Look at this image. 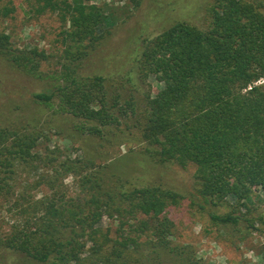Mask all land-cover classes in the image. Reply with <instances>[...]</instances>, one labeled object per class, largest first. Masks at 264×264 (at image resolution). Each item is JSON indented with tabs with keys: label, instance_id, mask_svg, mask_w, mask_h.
Listing matches in <instances>:
<instances>
[{
	"label": "trees",
	"instance_id": "1",
	"mask_svg": "<svg viewBox=\"0 0 264 264\" xmlns=\"http://www.w3.org/2000/svg\"><path fill=\"white\" fill-rule=\"evenodd\" d=\"M38 2V13L62 25L59 57L0 30V102L18 94L31 115L51 112L19 125L11 113L20 103L3 106L13 109L0 118V210L10 217L0 212V264H203L195 246L174 244L171 211L188 196L155 182L157 165L195 166L190 200L219 230H258L251 203L264 190V2L178 0L169 26L152 36L145 24L127 65L110 72L119 53L107 75L103 60L85 65L116 24L106 8ZM52 58L61 67L48 76L41 67ZM150 75L162 84L155 95ZM50 137L72 144L75 156L59 162L58 146L45 157L34 151ZM105 217L117 221L114 236L101 228Z\"/></svg>",
	"mask_w": 264,
	"mask_h": 264
},
{
	"label": "rangeland",
	"instance_id": "2",
	"mask_svg": "<svg viewBox=\"0 0 264 264\" xmlns=\"http://www.w3.org/2000/svg\"><path fill=\"white\" fill-rule=\"evenodd\" d=\"M177 1L143 0V3L135 8V1L131 0H94V2L106 8V11L113 16L116 24L110 29V33L103 43L92 52L85 65L92 69V67L101 64L103 60L102 65L106 68L105 74L107 75L109 66L113 62L112 60H116L118 54L123 53L117 65L110 72L112 71L113 73L119 69L123 70L124 66L127 65L130 53L136 48L134 44L132 45L134 37L141 34L139 32L147 23L150 24L147 34L152 36L166 29L175 18V15H177V12L173 13ZM255 1L264 2V0ZM205 5L206 3L203 4V8ZM3 6H9L13 11L10 14L4 11L0 14V30L10 34L15 45L19 47L39 46L53 56L58 55L59 57L61 55L64 47L58 42V38L62 25L56 15L51 12L38 13L36 11L39 6L38 0H0V9ZM199 17L201 16L198 15L196 18L195 15L193 21L195 23L203 22V17L198 20ZM58 60L60 59L52 58L50 64H43L41 67L42 73L49 76L53 75L56 69L60 70L61 65L58 64ZM110 72L109 74H111ZM108 81L110 83L107 82V85L111 91L117 88L116 83L112 84L111 78ZM148 84L151 86L152 94L154 95L162 87V84L155 79L154 75L149 76ZM18 96L16 94L13 99L20 103V107L16 108L15 111L12 110V113L9 112L13 109L12 105V108H4L3 106L12 104L13 99L11 103L7 98L1 100L0 118H6L11 113L18 119L19 125H22L27 120H30L33 124V118L36 120L42 118L43 120L51 113L46 112L41 115H36L35 113L31 115L30 113L34 108L29 107L27 101L23 103L22 99L20 100L21 102L18 101V98H16ZM2 108L5 109L4 113ZM57 146L61 152L53 154L59 158V162L64 159H62V156L65 152L72 156L77 153L72 149V144L60 141L56 137H50L49 140H41L34 151L45 157L49 151L58 148ZM127 148L129 146H124L121 148V152H126ZM137 158L139 159L140 155ZM157 166L151 169L150 172L155 182H162L167 186L174 187L188 196V198L184 196L182 203L178 206H173L171 211L172 215L170 216L176 222L175 236H173L174 244L181 246L191 244L195 246L203 264H264L263 189H258L254 193L255 202L251 203L254 209L252 221L257 222L259 229L245 230L240 235H237L236 230L233 229V233L230 234L212 225L206 215L199 211L198 205L192 204L190 195L195 184L194 174L196 168L194 165L190 164L186 169H182L178 165L171 167ZM16 174H20V172L13 173V176ZM72 179L70 176L66 182L71 183ZM17 182L22 185L24 181L19 180ZM16 187L18 186L16 185ZM32 195L35 198H41L43 193L34 190ZM8 206L6 205L7 208ZM218 210L220 212L225 211L222 206ZM0 212H3V210H0ZM3 215L9 217L6 209ZM117 226V221L105 217L101 228L103 231L111 230L114 236ZM93 235L94 233H89L88 238L93 237ZM88 242V245H90L91 241Z\"/></svg>",
	"mask_w": 264,
	"mask_h": 264
}]
</instances>
